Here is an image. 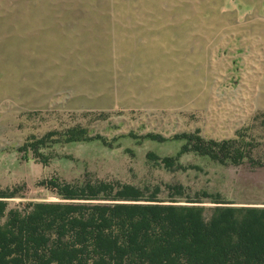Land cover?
Listing matches in <instances>:
<instances>
[{
	"label": "rangeland",
	"instance_id": "obj_1",
	"mask_svg": "<svg viewBox=\"0 0 264 264\" xmlns=\"http://www.w3.org/2000/svg\"><path fill=\"white\" fill-rule=\"evenodd\" d=\"M187 135L264 156V0H0L9 208L60 201L48 180L197 201L206 219L216 199L264 205V167L181 153Z\"/></svg>",
	"mask_w": 264,
	"mask_h": 264
},
{
	"label": "trees",
	"instance_id": "obj_2",
	"mask_svg": "<svg viewBox=\"0 0 264 264\" xmlns=\"http://www.w3.org/2000/svg\"><path fill=\"white\" fill-rule=\"evenodd\" d=\"M86 133L71 128L65 141L84 140ZM184 138L181 153L190 149L222 164L247 160L264 167V156L246 155L238 140ZM42 185L60 201L21 210L8 207L14 192H0V264H264V205L216 199L206 219L201 202L145 198L132 185Z\"/></svg>",
	"mask_w": 264,
	"mask_h": 264
}]
</instances>
